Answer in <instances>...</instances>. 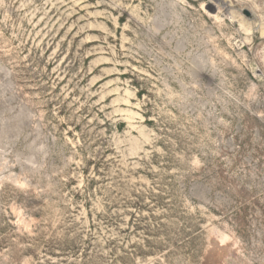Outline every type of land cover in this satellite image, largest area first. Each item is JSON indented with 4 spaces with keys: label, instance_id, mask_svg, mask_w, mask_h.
Masks as SVG:
<instances>
[{
    "label": "rangeland",
    "instance_id": "rangeland-1",
    "mask_svg": "<svg viewBox=\"0 0 264 264\" xmlns=\"http://www.w3.org/2000/svg\"><path fill=\"white\" fill-rule=\"evenodd\" d=\"M0 264H264V0H0Z\"/></svg>",
    "mask_w": 264,
    "mask_h": 264
}]
</instances>
